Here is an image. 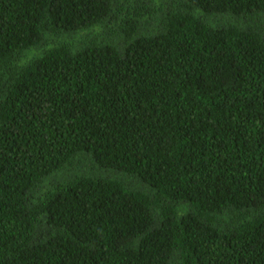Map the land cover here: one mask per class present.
I'll use <instances>...</instances> for the list:
<instances>
[{"label":"trees","instance_id":"obj_1","mask_svg":"<svg viewBox=\"0 0 264 264\" xmlns=\"http://www.w3.org/2000/svg\"><path fill=\"white\" fill-rule=\"evenodd\" d=\"M0 264H264V0H0Z\"/></svg>","mask_w":264,"mask_h":264}]
</instances>
